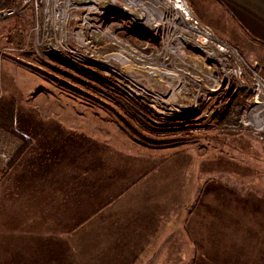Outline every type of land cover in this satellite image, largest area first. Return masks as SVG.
Listing matches in <instances>:
<instances>
[{
	"label": "rangeland",
	"instance_id": "1",
	"mask_svg": "<svg viewBox=\"0 0 264 264\" xmlns=\"http://www.w3.org/2000/svg\"><path fill=\"white\" fill-rule=\"evenodd\" d=\"M65 1L0 0L15 11L0 20V100L12 98V128L30 140L11 165L16 189L0 197V240L21 241L5 252L8 264H264L253 241L264 229V95L255 81L264 80V41L222 12L209 25L194 0H181L189 16L180 0H159L169 18L150 25L140 9L123 11L128 0H99L96 14ZM60 12L68 18L55 21ZM47 128L63 153L47 155ZM0 134L19 151L17 138ZM73 161L95 171L82 185L113 183L116 194L140 181L154 196L135 197L138 185L133 197L82 189L41 226L24 172L72 175ZM8 170L0 165V180ZM31 199L40 221L27 225Z\"/></svg>",
	"mask_w": 264,
	"mask_h": 264
},
{
	"label": "crops",
	"instance_id": "2",
	"mask_svg": "<svg viewBox=\"0 0 264 264\" xmlns=\"http://www.w3.org/2000/svg\"><path fill=\"white\" fill-rule=\"evenodd\" d=\"M195 1H198V3L203 8V11H205V14L210 16V18L208 19L209 25L214 24V21L212 19V17L214 16L212 15L215 14L216 11L222 12L223 13L222 16L230 20L233 24H235V26L239 27V30L243 35L245 36L248 35L249 37L257 41H264V0H194V2ZM201 17H203L201 19L202 23L207 25L208 22H205L204 20L205 16L202 14ZM230 21H227V23H229ZM45 126L49 127L48 122L45 124ZM46 131H47L46 148H48L46 150L47 155L50 156L54 154H59L60 152L63 153L64 149H61L60 145L59 146L55 145L53 139L54 137L53 134L50 133V130L47 128ZM28 141L30 143L29 139ZM73 167H74V171L72 175L68 174L65 168H63L62 170H59L58 168V172L52 174L49 173L50 171L44 172V170L41 168V171H37L33 173V176L30 175L28 176L27 172H24L25 174L23 178L25 180L24 186L26 189V194H29V196L27 197H40L41 199V208H42L41 226L47 224L44 222L48 218H50L49 222H53L54 218H57L60 215L64 216L66 211L64 205L66 204V201L68 202L72 200L71 198L66 199V197H83V195L84 197L87 196L88 197H133V193L135 192L134 188H136L137 190V185L139 186L138 190H141L143 194L138 193L137 190L135 197L154 196L155 190L151 186L145 185L143 188L140 189V185H141L140 181H138L134 186L131 185L127 186L123 191L116 194L112 189L108 190V186L112 185L113 183L107 184V186L105 187H102V185L93 186L91 182H89L86 185H82L81 182L82 178H89L91 180L92 176L95 174V171L93 170V167H89L88 169H86L87 171L82 170L83 168L82 165H80V162H78L76 166L75 161H73ZM76 167H77V173H76ZM13 168L11 167L8 170V173L6 171V173L3 176H1L2 179L0 180V189L2 188V193L0 197H4L3 195L7 194L10 191V188H12V190L13 188L16 189V187L12 184L14 179L17 178L21 179L18 173L15 174ZM82 189L84 190L83 195L81 191ZM87 189L90 190L87 191ZM12 196L16 197L15 195H11V194L9 195V197ZM51 204L56 205L58 210L57 208L55 211L46 209V207ZM151 208H152L151 206L150 208L147 207V209H151ZM35 211H37V209H34V203L32 201V210L27 212L31 214V216L29 217L30 218L29 223L27 222V225L28 224L34 225L33 218L40 221L39 218L36 216L39 214H36L38 212ZM95 212L96 213L94 214L96 215L105 213V212H99L98 210H96ZM50 224L51 223H49V225ZM14 232H16V230ZM39 233L43 235L46 234L47 232L42 231ZM49 233L50 231L48 232V234ZM63 233H65V230L61 232V234ZM252 233L258 234L257 232H252ZM260 234L261 235H259V237L258 236L253 237L254 238L253 241L254 243H256V246H259V249L255 250V252H257L258 254V257L260 259H264V248H262V246L264 245V229ZM2 238L3 239L0 240V264H8V260H9L7 256L8 253L5 252L7 250L15 249V247L18 245L16 243L18 240L16 238V235H13L12 238L10 237L11 238L10 240L5 237ZM47 239L49 240L50 238ZM52 241H54V239H52ZM18 242L20 243L21 241ZM29 244H31V242Z\"/></svg>",
	"mask_w": 264,
	"mask_h": 264
},
{
	"label": "bare ground",
	"instance_id": "3",
	"mask_svg": "<svg viewBox=\"0 0 264 264\" xmlns=\"http://www.w3.org/2000/svg\"><path fill=\"white\" fill-rule=\"evenodd\" d=\"M75 1H77V0H66L65 2H66L67 6H70ZM79 1H82L84 3V5L87 6V8L85 7L84 9L89 11V14H96L97 13V12H95V10L98 9L97 7L99 5L98 4L99 0H79ZM142 1H143V3L141 4ZM179 3H180V7L184 10V12L187 14V16H189V13H188L186 7L182 4L183 2L180 0ZM159 6H161V8H163V9H160ZM93 7H96V8H93ZM123 7H124L123 11H125V13H128L132 16H133V14H136L137 9H140L141 11H143L144 17L143 18L140 17V20H142L140 23L142 25H150L153 22L154 23L158 22V24H162V21L164 22V20L166 18H169V15H170L167 12H165L166 6L161 4L159 2V0H128L127 4L124 5ZM64 12L67 13L66 11H64ZM65 13L60 12L59 14H57L58 18H56L55 21L61 20V18H63V19L68 18V16ZM138 16H139V14H138ZM85 24H87V22ZM64 26H65V23H64ZM82 29H84V27H82ZM262 120L263 119L257 120L256 125L260 126L262 124Z\"/></svg>",
	"mask_w": 264,
	"mask_h": 264
},
{
	"label": "trees",
	"instance_id": "4",
	"mask_svg": "<svg viewBox=\"0 0 264 264\" xmlns=\"http://www.w3.org/2000/svg\"><path fill=\"white\" fill-rule=\"evenodd\" d=\"M13 102L12 98L10 96H6L1 98L0 100V130L3 129L5 132H7L9 135H12L13 137L17 138L21 142V147L19 151H17L10 162L7 164V168H11V165L24 153V151L27 149V146L29 144L28 139H26L24 136L20 135L12 128V122H13Z\"/></svg>",
	"mask_w": 264,
	"mask_h": 264
},
{
	"label": "built area",
	"instance_id": "5",
	"mask_svg": "<svg viewBox=\"0 0 264 264\" xmlns=\"http://www.w3.org/2000/svg\"><path fill=\"white\" fill-rule=\"evenodd\" d=\"M5 1V0H2ZM12 2H15L17 4L20 3V0H10ZM30 1V0H28ZM32 1V0H31ZM35 1V0H34ZM36 6V3H35ZM23 7V4L21 5V8ZM15 13L14 10L12 9H2L0 10V20L10 17ZM257 84H259V88L262 89V95H264V80L262 78H258L255 80ZM15 149L13 151V147L11 148L10 143L6 142L4 138L0 134V165L1 166H6L8 162L12 159L14 155Z\"/></svg>",
	"mask_w": 264,
	"mask_h": 264
}]
</instances>
